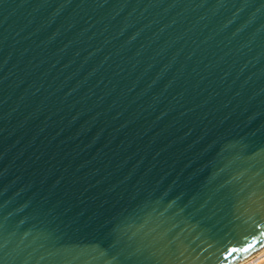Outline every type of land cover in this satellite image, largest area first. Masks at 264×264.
I'll list each match as a JSON object with an SVG mask.
<instances>
[{
    "label": "water",
    "instance_id": "95a60500",
    "mask_svg": "<svg viewBox=\"0 0 264 264\" xmlns=\"http://www.w3.org/2000/svg\"><path fill=\"white\" fill-rule=\"evenodd\" d=\"M263 246L264 0H0V264Z\"/></svg>",
    "mask_w": 264,
    "mask_h": 264
},
{
    "label": "built area",
    "instance_id": "2783aa9c",
    "mask_svg": "<svg viewBox=\"0 0 264 264\" xmlns=\"http://www.w3.org/2000/svg\"><path fill=\"white\" fill-rule=\"evenodd\" d=\"M239 264H264V251L252 254L248 258L240 261Z\"/></svg>",
    "mask_w": 264,
    "mask_h": 264
},
{
    "label": "rangeland",
    "instance_id": "374dc122",
    "mask_svg": "<svg viewBox=\"0 0 264 264\" xmlns=\"http://www.w3.org/2000/svg\"><path fill=\"white\" fill-rule=\"evenodd\" d=\"M262 251H264V246L261 248V249H259L257 252H255V253H259V252H262ZM254 254V253H253ZM252 255V254H251ZM251 255H249V256H251ZM249 256H247V257H245L244 259H246V258H248ZM244 259H242V260H244ZM241 260V261H242ZM240 263V262H239ZM238 263V264H239Z\"/></svg>",
    "mask_w": 264,
    "mask_h": 264
},
{
    "label": "bare ground",
    "instance_id": "6f19581e",
    "mask_svg": "<svg viewBox=\"0 0 264 264\" xmlns=\"http://www.w3.org/2000/svg\"><path fill=\"white\" fill-rule=\"evenodd\" d=\"M257 252V251H256ZM239 263V262H238Z\"/></svg>",
    "mask_w": 264,
    "mask_h": 264
}]
</instances>
